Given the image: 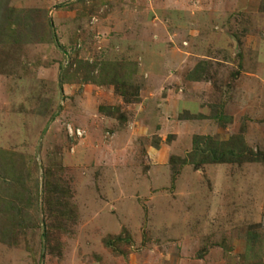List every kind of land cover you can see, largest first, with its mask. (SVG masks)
<instances>
[{"label": "rangeland", "instance_id": "obj_1", "mask_svg": "<svg viewBox=\"0 0 264 264\" xmlns=\"http://www.w3.org/2000/svg\"><path fill=\"white\" fill-rule=\"evenodd\" d=\"M0 21V150L31 173L0 264H264V0H1Z\"/></svg>", "mask_w": 264, "mask_h": 264}, {"label": "trees", "instance_id": "obj_2", "mask_svg": "<svg viewBox=\"0 0 264 264\" xmlns=\"http://www.w3.org/2000/svg\"><path fill=\"white\" fill-rule=\"evenodd\" d=\"M9 17L8 16L5 17L4 20L7 21ZM4 22L0 21V25L5 26ZM14 23L18 25L20 24L18 23V21H16V19L14 20ZM8 24L10 25L11 23L9 22ZM63 83L64 81L61 80L60 84ZM235 143H236V150L241 151L243 149L242 146L243 143L242 142L240 143L241 146L238 145L239 144L238 141H236ZM6 154H8V156H6ZM239 155H240L239 152L232 153L231 149L229 153H227L226 151L225 153L220 152L218 149H213V148L209 150L204 149L203 151H199L198 147L195 146L191 156H193L192 162L197 160L195 161L196 164L202 165V164H212V163L234 162L239 160L238 159ZM28 167L29 165L26 167V164H24L22 161L19 162L18 159L14 158L13 154L0 150V214H2L1 212H5L7 215L6 218H9L10 220L13 218L17 219V217L20 215V212H18V210L11 203L10 200H6L7 197L6 195L8 194V196L11 197L10 194L11 195L14 194V196H17L15 195L16 193H19L20 195L21 193H23L24 197L26 196L25 185H27L26 184L27 180L31 179L30 168ZM14 186L16 187L14 188ZM12 189L13 190L16 189L17 191L15 190L16 192L13 193L9 192ZM15 210L17 211V213L12 212ZM11 213H13V215Z\"/></svg>", "mask_w": 264, "mask_h": 264}]
</instances>
